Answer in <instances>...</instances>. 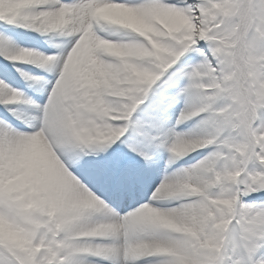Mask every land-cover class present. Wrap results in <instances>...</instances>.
<instances>
[{
	"label": "bare ground",
	"instance_id": "bare-ground-1",
	"mask_svg": "<svg viewBox=\"0 0 264 264\" xmlns=\"http://www.w3.org/2000/svg\"><path fill=\"white\" fill-rule=\"evenodd\" d=\"M90 1L92 5L89 4V1L83 4L76 0L75 7H79L77 8L79 12L81 7H91L99 13L100 21L107 20L109 24L111 22L113 25L122 23L134 27L151 18L144 6L114 5L106 0ZM41 6L45 9H40ZM75 7L72 4L57 0H23L19 13L26 18L24 20H27L31 27L37 30L40 28L41 32L48 35L58 28L61 29L71 24H74V27L77 26L78 21L77 23L71 22L66 13L67 9ZM35 8L39 9L35 10ZM80 19L81 17L79 16ZM96 46L105 50L104 53L109 52L118 57L117 63H107L101 60L95 53ZM131 48H133L132 44L126 41L115 43L113 40L103 41L95 39V37L90 35L83 39L81 50H78L74 55H79L80 58L86 57L83 63L92 62L93 70L97 71L96 74H88L89 77L85 75L86 81H90L93 85L91 89L95 93L94 104L101 103L103 100L100 97L102 94L101 90H112L115 93L110 95L119 99L116 101L114 109L116 112H126L130 107L128 102L134 97V94H139L152 78L155 70L151 64L145 66L139 62L134 63L128 58L131 56L128 55L131 52ZM2 49L3 53L11 59H25V56L32 59L31 57L35 54L21 49L12 42L2 44ZM124 85L125 87L122 89L121 86ZM127 93L130 94L125 95ZM9 96L13 97L15 94L7 85L0 81V99L7 100ZM52 106H54L53 103H51L48 112L47 127H43L34 133H21L11 130L8 131V142L1 140V144L9 143L10 146L9 155L7 156L8 166L12 167L14 171H19V176L13 184L14 189L15 191H20L19 194L22 196L27 193V196H16L18 198V207L21 208L22 205L26 206L29 204V207H33L38 213L43 211L42 219L46 221V225L42 224L43 221L41 219H35L33 231L34 235H38L30 240H25L17 234L14 229L15 226L1 216L0 238L3 242H7V246L14 248L15 251H17L16 247L25 243V241H27L28 250L36 245L39 248H44L41 256L38 255V260L37 257L34 258V255L32 257L30 252L27 253L26 264H45L46 258L54 259L60 252L65 253L63 258H58L64 264H95L88 260L89 254L106 255L110 259H117L121 246L119 247L117 242L112 245L106 244L108 238H113L116 235L117 215L107 205L108 201L106 199L91 194L84 185L70 175L64 167V163L59 162L46 144V139L54 140L53 142L56 141L58 144L76 142L73 136L63 130L62 119H60L59 115H54L50 111ZM91 113L78 117L76 121L77 129H82L89 125L92 120V116H89ZM101 122L104 127H110L109 123ZM121 124L122 119L114 123L112 127L115 130H119ZM100 126L103 127L101 124ZM172 142V146L178 152L185 151L186 153H191L192 149L199 148L204 144L197 133H191L183 137L175 133ZM91 148L93 149L94 147L92 146ZM0 151L5 152L7 150L0 145ZM201 165V169L205 168V170L198 171L203 175L200 176V184L193 190H196V194H201L200 191H202L205 195L207 190L208 192L215 190L217 186H215L214 181H217L220 176L222 177L227 173L225 172L226 168L223 167L220 171V176L214 177L210 173L211 163L209 159L208 163ZM81 166L83 169L93 167L88 160H84ZM199 166V164L196 165L194 169ZM96 168L94 166L93 169ZM103 170H108L110 173L114 172L112 171L111 163H106ZM163 172L160 171L159 174H163ZM86 173L89 176L95 175L94 171ZM174 175L175 177L172 173L161 175L155 182L151 194L154 192L157 195L155 196L156 199L158 197L176 196L178 192L191 190V188L188 189V187L183 185L184 179L181 176ZM192 180L194 185H196L199 178L196 177ZM9 188L11 187L9 186ZM216 190L220 189L217 188ZM222 190L224 191L222 195L224 200L229 199V195L232 193L231 188L224 187ZM5 194L6 192H2V196L8 198ZM16 198L13 197L12 199L15 200ZM202 200L207 201L208 197L205 195ZM146 203L147 205L133 210L129 218V226L127 227V233L129 230L130 241L132 242L134 261L141 262V264L143 262H146V264H211V260L216 259L217 253H214V248L221 241V232L210 230L208 239L202 242V244L208 245V253L201 252L200 247L193 250L189 249L186 247L187 238L179 239L181 235H186L185 232H187L184 230L186 229V217L182 215V211L177 208L164 210L148 205L150 204L148 202ZM204 205L206 207L203 206L202 212L210 209L209 203H204ZM42 228H46L44 236ZM140 229L145 232L143 237H139L136 233ZM52 234H60L62 238L55 242L59 244L57 247L46 248L43 243L50 245L52 241L49 238ZM35 256L37 255L35 254ZM150 259H153V262L149 261ZM212 264H216V260Z\"/></svg>",
	"mask_w": 264,
	"mask_h": 264
},
{
	"label": "rangeland",
	"instance_id": "rangeland-1",
	"mask_svg": "<svg viewBox=\"0 0 264 264\" xmlns=\"http://www.w3.org/2000/svg\"><path fill=\"white\" fill-rule=\"evenodd\" d=\"M185 3L183 4L182 7L179 6H168V5H161V4H151L148 7H145L146 10L148 11V13L150 14L151 18H148V20H146L145 22H141L138 26H134V28L137 29V38L141 39L142 42H136V39L134 42H132L134 44V47L131 48V52L135 57L132 56V60L135 62L136 59H141L144 60L143 58L139 57L138 55H147L149 54V50L144 47L145 44H147V46H153V50L152 52L155 53L157 56H160L161 59L164 61L163 63H169L172 61H178L180 60L183 64L184 67H188V71H192L195 70L193 72L187 73L190 75L191 81L185 85V94L188 92L191 93L192 92V83L195 82V77L198 75H201V73H196L199 69H200V65H198L197 63L195 64V60L197 59V54L195 53H190L189 50H191L190 48H185L187 50H182L180 49V44L175 43V44H169V41H167V36L168 33H173V31L171 30H178L179 28L182 29V26L186 25L188 26L189 24L191 25V31L194 32L195 35H197L196 37V43L192 45V47H194L195 51H199L201 52L202 55H206L207 51L209 50L212 54V56L209 54L205 56V59L203 60L202 64H207V65H203L201 68H207V70L209 72L211 68L210 65L212 66V64H210V59L216 63L219 62V65L216 66L218 68V78H217V84L219 83V85L221 83L226 84L227 80L229 79V75L228 74H224L223 77L221 76V72H225L227 70H230V63H229V59L226 56V51L225 48L222 47H217V48H211L212 46H214L216 43H220L222 45L225 46L224 43H222L221 41H216L217 39L220 38V40H224L227 39L226 43H228V41L231 44H236L238 42V39L235 38V34L234 36L230 37L231 34L236 33L237 29V24L235 23H231L228 27L225 24H222L220 27L218 26V24H221L223 21L220 20V18H216L214 20L215 14H213V11L215 10V8L220 6L216 5V4H206L204 5L201 2H196L194 1L192 5H194L193 7L191 6V8L189 7V2L187 0H184ZM23 0H14V7L15 10L19 9V7L22 5ZM224 3L223 0L218 1V4H222ZM158 5V6H157ZM10 6V3H9ZM157 7V8H155ZM14 10V11H15ZM185 10H188L189 14L185 13ZM5 17L8 15L7 12L4 13ZM211 20H213V22L211 23ZM220 20L219 22H216ZM211 23L210 26L207 25ZM132 24V23H131ZM189 25V26H190ZM179 29V30H180ZM196 31V32H195ZM222 32V33H221ZM210 34L216 35L214 36L215 40H208V36ZM220 34V36H219ZM142 36L144 38H140L139 36ZM0 41L6 43L7 40L5 38H0ZM237 41V42H236ZM252 46L254 47L253 51H252V56L257 57V59H260V61L263 59L264 61V28H263V36L259 35L258 37L254 38L253 42H252ZM201 47H203V49H200ZM199 50H198V49ZM0 49L1 45H0ZM230 49V48H229ZM250 55V54H249ZM259 61V62H260ZM155 64V62H152ZM157 64V63H156ZM220 66V67H219ZM163 67V65H162ZM257 66L255 67V70ZM162 69V68H160ZM185 71V70H184ZM214 72V71H213ZM158 74H160V72L158 71ZM256 81L257 83H261L259 78H257L256 76ZM186 94V95H187ZM192 97L189 96V99H191ZM3 99V98H2ZM196 102H200L202 103L204 100L203 99H195ZM190 103H194V102H190ZM226 103V101L224 102ZM188 109V114L192 115L194 114V110L192 109V107L190 106H186ZM251 114V111L247 110L246 111V116L248 117ZM212 120V119H211ZM210 119H208L206 122L203 123V125L208 128L209 132L204 131L202 133V139L204 141V143L206 144H217V143H222V144H226L229 145L228 143H232L234 140V138L232 136H228L225 137L226 135L222 136L221 138L218 139L219 137V133L220 130L216 129L217 126L215 125V123H222V121H217L214 123V119L213 121H211ZM219 125V124H218ZM237 129H234V131H236ZM231 132H227L226 134H229ZM209 134V135H208ZM239 135V133L237 134ZM251 137V135H250ZM224 139L226 141H224ZM216 140V141H215ZM230 141V142H227ZM232 141V142H231ZM237 141V140H236ZM235 141V143L233 144H237ZM202 143V142H201ZM7 144V143H5ZM231 144V145H233ZM199 145V144H197ZM224 153V152H222ZM221 153V154H222ZM215 154V153H214ZM214 154H209L210 157H213L214 160L216 159L218 162L221 161L223 162V166L227 165L230 167V174L233 176L234 174H238L240 172V169L237 168V165L232 166V161L234 159V155L235 154H228L227 159H223L224 156H219V155H214ZM8 156V155H7ZM202 156H198L197 159H199L200 161L202 159ZM223 159V160H222ZM9 162V161H8ZM239 162H237L238 164ZM3 166V165H2ZM0 167V206H3V215H5L6 217H8L10 215V213L12 212V209H14V213L13 215H11V218L9 219L10 222L13 224V226H15V231L17 232V234L25 239V240H30L32 239V237L34 236V232L32 231V225H31V220H33L34 222V218H37L39 216H42L43 211L39 212V216L37 214L35 215H28V207L22 205L21 208L18 207V198H16V196L18 197H23L25 195V193L22 195H20V191H15L14 189V183L16 180V174L17 172H13L10 169H6L5 165ZM196 171H198L196 169ZM199 171H203L201 169V167L199 168ZM193 173H195V170H188V171H183L179 173V176H181L184 181H183V185L184 186H188V187H192L191 185H193V178H196V175H194ZM203 174L201 173V176ZM197 176L199 177L200 174L199 172L197 173ZM261 176V179H259ZM200 179V178H199ZM245 184V183H244ZM246 184L248 185V188L246 187ZM246 184L245 186L242 187L243 191H252L253 193L259 192L260 190H264L262 189L264 187V175L263 173H259L258 171H253L248 180H246ZM9 186L12 188H9ZM21 189V188H20ZM193 191V190H192ZM2 192H6V196H8V198H4L2 196ZM191 192V191H190ZM181 193H185V192H181ZM193 193V192H191ZM16 194V195H13ZM15 197L16 199L13 200L12 198ZM179 207V210L182 211V215H184V217H186L185 222H186V229L189 232V237H188V243L186 245L187 248L189 249H196L198 247H200V251L203 253H208V245L202 242L206 239H208V233H210L211 231L217 230L222 232L223 230V235H222V239L220 243H217L216 247L214 248V253H220L223 250V246L225 244V251H226V255L225 257H227L229 254L232 253L233 248L234 247H241L240 246V240L238 238V235L240 234V232L237 231V227L235 226H231L230 225V219L234 217L235 213H232L230 218L227 219V217H225L224 215H226V213L224 214V212L222 213V216H218L215 213L217 208H213L214 210H210L212 212H210L209 210H204L203 211V204H192L189 206H184ZM12 208V209H10ZM240 210V208H239ZM232 211H236L235 206L232 207ZM231 212V211H230ZM209 213V216H208ZM1 214V213H0ZM1 217V216H0ZM209 218V219H208ZM256 228V223L255 221L253 222V226L247 228V232L249 235H251L254 238H257L258 234L255 233L253 230ZM43 232L46 228H42ZM230 229L229 232H227L226 230ZM225 231V234H224ZM246 232V233H247ZM228 233V234H227ZM38 235V234H37ZM53 235V234H52ZM44 236V234H43ZM54 238H49L52 241V245L51 247H57L59 244L55 243L57 240H60L62 237H59L60 235H53ZM262 237H264V235H262ZM57 238V240H56ZM258 242L260 243V245L264 244V240L262 239H257ZM118 241H120V234L118 236ZM240 241V242H239ZM7 242H3V240L0 238V247L12 251L14 252L15 249L14 248H10L9 246H7L6 244ZM242 243V242H241ZM26 244V245H25ZM120 244V243H119ZM202 244V245H200ZM46 245V243H45ZM47 247H49L48 245H46ZM243 246V244H242ZM248 247H250L248 245ZM217 248V250H216ZM17 251L15 253H17L16 256H12V257H7V256H3L0 255V264H23V262H26L27 253H31L32 257L34 255V258L37 257L38 260V255H39V248L38 245H36L35 247L33 246L30 250H28L27 248V241H25V243L18 245L16 247ZM14 250V251H13ZM35 254L37 256H35ZM219 255V257H220ZM59 256L63 257L65 256V253L60 252ZM121 256V255H120ZM231 256V255H230ZM58 257V256H57ZM106 257V255H105ZM218 257V259H219ZM120 258V257H119ZM214 261L211 260V263ZM59 264H63L61 261H58ZM217 258H216V264H217ZM233 264H238L237 262H233ZM260 264H264V262L262 261V263Z\"/></svg>",
	"mask_w": 264,
	"mask_h": 264
}]
</instances>
